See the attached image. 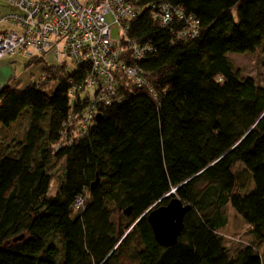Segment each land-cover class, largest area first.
<instances>
[{
  "label": "trees",
  "instance_id": "obj_1",
  "mask_svg": "<svg viewBox=\"0 0 264 264\" xmlns=\"http://www.w3.org/2000/svg\"><path fill=\"white\" fill-rule=\"evenodd\" d=\"M134 3L127 38L146 51L126 62L148 87L123 85L110 105H94L86 67L60 64L45 66L39 85L0 90V264H264V88L227 56L264 45V0ZM163 6L183 19L164 25ZM24 112L26 128L13 130ZM62 160L51 196L49 166ZM173 197L191 209L164 248L142 216ZM228 205L253 237L233 254L219 235Z\"/></svg>",
  "mask_w": 264,
  "mask_h": 264
},
{
  "label": "built area",
  "instance_id": "obj_2",
  "mask_svg": "<svg viewBox=\"0 0 264 264\" xmlns=\"http://www.w3.org/2000/svg\"><path fill=\"white\" fill-rule=\"evenodd\" d=\"M5 1L9 11L0 14V27L6 28L0 31V60L17 54L29 60L52 54L60 64L70 62L73 70L85 66L84 89L98 106L115 101L123 85L149 86L142 71L126 62L127 56L142 58L146 51L127 38L130 21L141 13L134 0ZM174 17L183 19V14L162 7L164 25ZM188 22L193 27L187 35L193 37L197 22L191 18ZM113 29L119 32L117 39L111 38ZM75 91L82 92L74 87L70 95L74 97ZM94 114L88 111L80 126L84 128ZM83 206L84 200L77 199L75 209Z\"/></svg>",
  "mask_w": 264,
  "mask_h": 264
},
{
  "label": "rangeland",
  "instance_id": "obj_3",
  "mask_svg": "<svg viewBox=\"0 0 264 264\" xmlns=\"http://www.w3.org/2000/svg\"><path fill=\"white\" fill-rule=\"evenodd\" d=\"M9 8L5 0H0V14L8 12ZM233 16H236L235 12ZM109 20V19H108ZM4 28V27H3ZM1 29V28H0ZM119 37V32L117 29H113L111 32V38L117 39ZM228 59L233 65L234 69L239 72L242 78H250L253 80L255 85L259 88H264V45L256 50L254 53H244V54H228ZM36 59H42L41 63H31ZM28 59L23 54L12 59H4L0 65L2 66V73L13 77L20 88L26 87V85L35 83L37 85L44 82L43 68L57 67L60 65L59 60L55 58L52 54H47L44 57ZM66 68L69 72L73 70V66L70 62H66ZM55 83L51 82L50 90L55 88ZM27 114L26 112L23 113ZM28 117L22 116L16 124L13 125L14 129L18 132L23 131L27 126ZM6 143V142H5ZM8 143V142H7ZM10 143H14L11 141ZM238 167L236 171L241 170L242 164H237ZM64 166V161H52L49 166V173L53 175L51 182V196H54L56 189L59 184L60 177L62 175V168ZM254 188L253 184L249 186V189ZM225 213L228 218V223L222 230L219 231L220 237L223 239L224 246L233 254L238 248L250 245L253 243V237L249 231V228L243 223L241 218L236 214V212L228 205L225 208ZM114 222L118 225L122 222L121 215L119 213H114ZM256 249L260 256L263 258L264 262V243L256 244Z\"/></svg>",
  "mask_w": 264,
  "mask_h": 264
},
{
  "label": "water",
  "instance_id": "obj_4",
  "mask_svg": "<svg viewBox=\"0 0 264 264\" xmlns=\"http://www.w3.org/2000/svg\"><path fill=\"white\" fill-rule=\"evenodd\" d=\"M97 183L98 178L91 185V190L96 187ZM173 193L174 191L170 194L172 195ZM168 197L169 195L163 197L162 200ZM190 209L191 207L189 205L173 197L165 205L151 207L142 217L146 216L156 243L166 248L176 244L183 230L184 217ZM124 214L127 216L130 214L128 209L124 211ZM21 239L22 236L15 238L13 241L16 242Z\"/></svg>",
  "mask_w": 264,
  "mask_h": 264
},
{
  "label": "crops",
  "instance_id": "obj_5",
  "mask_svg": "<svg viewBox=\"0 0 264 264\" xmlns=\"http://www.w3.org/2000/svg\"><path fill=\"white\" fill-rule=\"evenodd\" d=\"M0 31H2L3 29H6V28H3V27H0ZM19 54L15 55L14 57L18 56ZM12 57V58H14ZM12 58H4V59H12ZM0 60V63H2V61L4 60ZM8 83H15L14 85H18V82H16L14 80V78L11 76L9 77L8 75H5L4 73H2V66L0 65V90Z\"/></svg>",
  "mask_w": 264,
  "mask_h": 264
}]
</instances>
